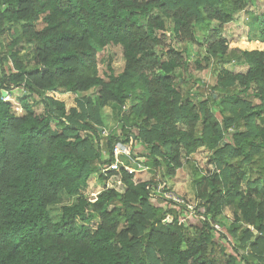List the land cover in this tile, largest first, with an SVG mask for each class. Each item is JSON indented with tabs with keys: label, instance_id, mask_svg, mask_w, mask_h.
Wrapping results in <instances>:
<instances>
[{
	"label": "trees",
	"instance_id": "trees-1",
	"mask_svg": "<svg viewBox=\"0 0 264 264\" xmlns=\"http://www.w3.org/2000/svg\"><path fill=\"white\" fill-rule=\"evenodd\" d=\"M252 1L0 0V264H264V39L223 36ZM110 46L124 65L115 74L108 59L102 77ZM189 46L203 55L189 60ZM211 69L209 91L197 75ZM110 103L119 132L103 136ZM119 143L143 146L158 180L106 170ZM203 149L216 168L205 174L191 162ZM184 164L191 216L154 193ZM94 174L126 190L90 201Z\"/></svg>",
	"mask_w": 264,
	"mask_h": 264
},
{
	"label": "rangeland",
	"instance_id": "rangeland-1",
	"mask_svg": "<svg viewBox=\"0 0 264 264\" xmlns=\"http://www.w3.org/2000/svg\"><path fill=\"white\" fill-rule=\"evenodd\" d=\"M264 22V0H256L252 1L249 7L241 13H238L235 15L234 21L229 24L226 27V30L224 31L223 36L227 40H233L236 41L238 38L241 37H249L252 41L262 40L264 39L260 35V22ZM179 44L174 43L175 48L178 47ZM1 47H3V44L1 43ZM186 57L189 60H194L196 58H199L203 55V48L199 47H192L189 46L187 48V53L185 54ZM32 54L28 52H22L19 55L20 60L24 61L26 64H30L32 61ZM108 59H111L112 61V68L115 74H118L121 72L123 65H124V58L122 55V49L120 46H110L108 48H105L100 52L99 57V73L100 76L104 77V73L106 72V64L108 62ZM224 69L234 72V73H243L246 71L245 67L236 66L233 63L226 64L224 66ZM177 72H179V68L176 69ZM181 73V71H180ZM217 76V71L206 70L202 72L201 74L197 75V79L201 80V83L208 88L207 90L210 91V88L214 85L215 79ZM209 93V92H208ZM86 96V95H81ZM87 96L94 99L96 96V92H90ZM7 97V96H6ZM11 101H13L12 98H9ZM14 102V101H13ZM16 106V104H15ZM67 109L70 108H77V102L74 100V97H71L69 100L66 101ZM123 109V110H122ZM122 113H126L129 110V105L126 104L124 108H122ZM38 113L41 112V109L37 110ZM120 112V108L117 104L110 103L107 107L103 108L101 110L102 113V119H103V128L104 133L103 136H106L111 130L115 129L119 132V126H117V113ZM18 113H20V110H18ZM121 114V113H119ZM127 147H130L129 145ZM132 147V146H131ZM132 151L134 152V155H137V159L139 162H141L145 167H148L149 170L140 172L136 174V176L133 178V181L135 183L141 182V181H157V170L153 168L151 165V162L148 161V163H145V155H147V150L141 146L139 143H135L134 147L132 148ZM131 154V153H130ZM142 154V155H141ZM131 157V155H130ZM129 157L122 158L121 161L123 163H126ZM191 162L196 166V168L202 173L205 174L206 172H209L213 168V164L210 161V152L206 149L201 150L197 154L193 155L191 158ZM192 164V165H193ZM147 165V166H146ZM190 167L188 164H184L183 168L177 171L176 174V192L179 196L184 197L187 202L190 203H198V201L193 196L194 190L192 189V176L190 172ZM106 171V170H104ZM174 182V181H173ZM166 183H172V180L168 179L166 180ZM107 186V188H112L117 190L119 193H123L126 190V187L121 183L117 181V178H111L108 180L105 184L103 181H100L96 174L92 175L87 183V188L84 189L83 195L88 198V200L92 201L95 199L96 195L103 190V188ZM172 186V185H171ZM169 188H173L169 187ZM171 189V190H172ZM193 196V197H192ZM76 200V197L67 198L65 203H74ZM160 206H162V202L158 201ZM163 205L162 207H164ZM166 207V206H165ZM164 207V208H165ZM167 208V207H166ZM57 215V213H56ZM195 222H197L195 220ZM228 221H226L227 224Z\"/></svg>",
	"mask_w": 264,
	"mask_h": 264
},
{
	"label": "built area",
	"instance_id": "built-area-1",
	"mask_svg": "<svg viewBox=\"0 0 264 264\" xmlns=\"http://www.w3.org/2000/svg\"><path fill=\"white\" fill-rule=\"evenodd\" d=\"M6 100H8L9 98L4 97ZM17 111L19 110L18 108H16ZM131 153V149L130 147L124 146L122 144H117L114 149H113V156H114V161L109 165V167L106 170H117L119 167H123L124 170L130 174V175H134L136 172H140L143 170H146V167L138 161L137 158H132V156L130 157ZM125 157H129V163H123L121 161L122 158ZM156 198H161L162 200L165 201H170L173 204L177 205V206H181L184 209V211L188 212L189 215H193L194 209H195V204L190 203L189 201L187 202L186 199H184L181 196H178L176 193L172 192V191H164L163 190V186L159 185L156 188ZM184 217H186V215H183V217H180L179 221L183 222L184 221ZM171 218H166L164 220V222H169L171 221ZM214 228L216 229L217 232L219 233H223L224 230L222 229V227H220L219 225H215ZM264 238V235H263ZM263 261H264V254H263Z\"/></svg>",
	"mask_w": 264,
	"mask_h": 264
},
{
	"label": "crops",
	"instance_id": "crops-1",
	"mask_svg": "<svg viewBox=\"0 0 264 264\" xmlns=\"http://www.w3.org/2000/svg\"><path fill=\"white\" fill-rule=\"evenodd\" d=\"M169 179L172 180V183H173V184L167 183L168 187H172V186H173L174 189H172V188H170V189L176 191V184H177V183H175L176 177H174V178H168V181H169ZM173 181H174V182H173ZM171 185H172V186H171ZM193 196H194V195H193ZM193 196H192V197H193ZM194 198H195V197H194ZM218 221L220 222V224L224 225L225 227H228L229 224H230L231 221H232V215H231V213H230L229 211H226L222 216H220V217L218 218ZM226 221H228L227 224H226Z\"/></svg>",
	"mask_w": 264,
	"mask_h": 264
},
{
	"label": "clouds",
	"instance_id": "clouds-1",
	"mask_svg": "<svg viewBox=\"0 0 264 264\" xmlns=\"http://www.w3.org/2000/svg\"><path fill=\"white\" fill-rule=\"evenodd\" d=\"M7 96V95H6ZM5 96V97H6ZM120 144V143H119ZM124 146H128V145H124ZM130 146V145H129ZM130 149H131V156H132V158H134L135 157V155H134V152L132 151V148H131V146H130ZM135 158H137V157H135ZM127 162H129V160H127ZM147 170H149V168L148 167H146V170H143V171H147ZM213 170H216V168L214 167V165H213V168L210 170V171H213ZM143 171H140V172H143ZM140 172H136L133 176L135 177L136 176V174H138V173H140ZM159 185H161V186H163V190L164 191H172V192H174L173 190H171L169 187H168V185H167V183L165 182V183H163V184H159ZM158 185V186H159ZM157 186V187H158ZM156 187V188H157ZM156 188H155V190H154V193H155V196H156ZM174 193H176V192H174ZM177 194V193H176ZM178 195V194H177ZM179 196V195H178ZM182 197V196H181ZM184 198V197H183ZM185 199V198H184ZM154 204H156V202H154ZM195 208H196V204H195ZM194 212H195V209H194ZM193 212V213H194ZM167 218V217H166ZM165 218V219H166ZM168 218H171V219H173V217L171 216V217H168ZM164 219V220H165ZM172 221V220H171ZM171 221H169V222H171ZM168 222V223H169ZM218 225V224H217ZM220 226V225H219ZM221 227V226H220ZM223 229V228H222ZM224 231H225V229H223ZM251 230H253V228H251ZM254 233H256L255 231H254ZM263 237V236H262ZM264 262V261H263Z\"/></svg>",
	"mask_w": 264,
	"mask_h": 264
},
{
	"label": "water",
	"instance_id": "water-1",
	"mask_svg": "<svg viewBox=\"0 0 264 264\" xmlns=\"http://www.w3.org/2000/svg\"><path fill=\"white\" fill-rule=\"evenodd\" d=\"M7 95V92L6 91H3L2 92V96L5 97Z\"/></svg>",
	"mask_w": 264,
	"mask_h": 264
}]
</instances>
